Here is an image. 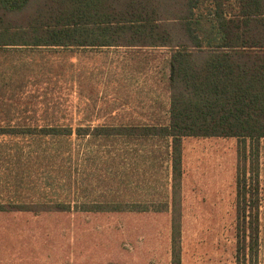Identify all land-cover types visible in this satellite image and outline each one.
<instances>
[{"label":"rangeland","instance_id":"374dc122","mask_svg":"<svg viewBox=\"0 0 264 264\" xmlns=\"http://www.w3.org/2000/svg\"><path fill=\"white\" fill-rule=\"evenodd\" d=\"M179 1L163 0L161 8H178ZM37 5L31 0L24 12ZM7 21L18 24L21 15ZM166 51L127 45L0 48V110L32 126L164 121L169 93L154 73ZM67 138L0 135V200L70 206L0 211V264H171L170 212L162 206L169 197L166 162L146 159L143 148L138 156L135 147L121 152L116 145L110 159L104 150L111 144L96 150L100 146L85 137L74 136L71 145ZM181 143V264H264V138L249 183L258 200V245L251 257L236 250V139L188 136ZM103 200L159 203L162 209L80 207Z\"/></svg>","mask_w":264,"mask_h":264},{"label":"trees","instance_id":"16d2710c","mask_svg":"<svg viewBox=\"0 0 264 264\" xmlns=\"http://www.w3.org/2000/svg\"><path fill=\"white\" fill-rule=\"evenodd\" d=\"M30 1L0 0V48L164 46L167 51L154 80L169 93L166 116L152 123L71 121L32 126L12 121L2 106L0 135L68 137L70 145L74 136L85 137L90 145L100 146L96 150L112 145L104 150L110 159L116 145L121 152L135 147L138 156L143 148L146 159L165 161L169 197L162 206L170 212L171 264H181L182 138L234 137L236 250L251 257L258 245V200L256 187L253 193L249 183L251 174L257 175L259 140L264 138V0H180L178 8L168 9L161 8L163 0H38L35 9L25 13ZM17 15L20 23L7 21ZM80 207L162 209L159 203L114 200L81 202ZM69 208L61 200L47 204L0 200V211Z\"/></svg>","mask_w":264,"mask_h":264},{"label":"crops","instance_id":"0c3cea01","mask_svg":"<svg viewBox=\"0 0 264 264\" xmlns=\"http://www.w3.org/2000/svg\"><path fill=\"white\" fill-rule=\"evenodd\" d=\"M71 47V46H70Z\"/></svg>","mask_w":264,"mask_h":264}]
</instances>
